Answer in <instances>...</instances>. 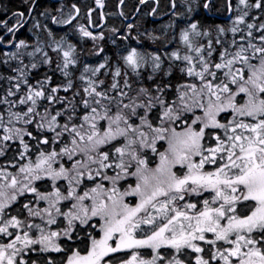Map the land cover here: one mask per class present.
Returning <instances> with one entry per match:
<instances>
[{"label": "snow or ice", "instance_id": "obj_1", "mask_svg": "<svg viewBox=\"0 0 264 264\" xmlns=\"http://www.w3.org/2000/svg\"><path fill=\"white\" fill-rule=\"evenodd\" d=\"M165 8L0 6V264H264V0Z\"/></svg>", "mask_w": 264, "mask_h": 264}, {"label": "trees", "instance_id": "obj_2", "mask_svg": "<svg viewBox=\"0 0 264 264\" xmlns=\"http://www.w3.org/2000/svg\"><path fill=\"white\" fill-rule=\"evenodd\" d=\"M41 4H47L50 2V0H40ZM65 3L71 4V3H79L81 13L79 17V22L81 21L82 23H87L88 25V18L87 14L90 9H95L92 11V17L94 23L97 21L101 20V14L100 11L96 8L95 6V0H64ZM235 3V0H233ZM105 3V8L104 12L108 15L106 24L104 26V32H106V35L108 34V29L112 27H117L121 28V31H123V28L121 27L122 24L128 23L127 21L124 20L123 17L119 16L118 13V6H119V0H104ZM167 4V0H161V8L158 10V15L156 17H153L150 15V9L153 6L151 3V0H149L148 5H142L140 7V11L137 14L135 18L132 19L131 22L133 23H138L142 24L144 27H147L149 29L152 28H159L160 26L168 23L169 17L167 15H164V12L166 11L165 5ZM7 5L8 7L12 8L13 10H17L19 5H20V0H0V6ZM139 2L138 0H125L124 5L122 6V10L128 17V19L132 18L135 13H136V8L139 7ZM227 12H219V13H213L214 17L211 16V19L207 21L208 24L212 23H225L224 20H220L218 18L219 14H226ZM2 15V14H0ZM10 15V13H9ZM164 16L162 19H156L159 17ZM153 20H155V23H153ZM20 38H26V33L23 32L21 33ZM106 43V50L111 54L113 51V46L110 44V42H105ZM88 47H91V43L87 45Z\"/></svg>", "mask_w": 264, "mask_h": 264}, {"label": "rangeland", "instance_id": "obj_3", "mask_svg": "<svg viewBox=\"0 0 264 264\" xmlns=\"http://www.w3.org/2000/svg\"><path fill=\"white\" fill-rule=\"evenodd\" d=\"M80 1V0H79ZM78 6H79V3H76ZM45 5V4H44ZM80 7V6H79ZM122 10V8H118V13L120 12ZM105 13V12H104ZM227 15H228V13H226V14H219V16H218V18L220 19V20H224V22L225 23H227V20H226V17H227ZM212 16V15H211ZM104 17H105V19H106V21H107V18H108V15L105 13V15H104ZM212 17H214V16H212ZM129 20V19H128ZM127 22H131V21H127ZM106 33V32H105Z\"/></svg>", "mask_w": 264, "mask_h": 264}, {"label": "flooded vegetation", "instance_id": "obj_4", "mask_svg": "<svg viewBox=\"0 0 264 264\" xmlns=\"http://www.w3.org/2000/svg\"><path fill=\"white\" fill-rule=\"evenodd\" d=\"M91 30H93L94 32H96V31H95V28H93V29H91Z\"/></svg>", "mask_w": 264, "mask_h": 264}]
</instances>
